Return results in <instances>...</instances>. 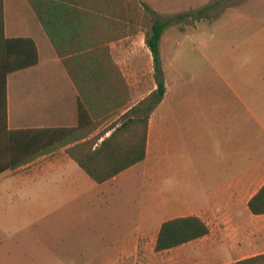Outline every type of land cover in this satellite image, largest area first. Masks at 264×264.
Listing matches in <instances>:
<instances>
[{"label":"crops","instance_id":"obj_1","mask_svg":"<svg viewBox=\"0 0 264 264\" xmlns=\"http://www.w3.org/2000/svg\"><path fill=\"white\" fill-rule=\"evenodd\" d=\"M83 2L87 7L81 18L73 24L68 19L54 24L52 41L27 0H2L0 154L6 147L3 143L7 142L10 129L77 127L80 104L83 106L81 112H85L83 120L96 123V127L81 139L97 137L93 148L115 127L140 118L146 112L136 106L156 88L153 58L145 43L151 24L143 32L137 30L138 16L130 6L131 0ZM141 2L146 3L141 0L140 6ZM21 38H29L34 43L37 62L10 72L8 40ZM169 40L170 32L165 28L159 42L165 91L148 114L144 159L102 183H95L65 152L70 144L42 154L32 162L51 155L45 168L55 170L59 179L72 176L75 182L77 179L73 175L83 179L94 190L93 197L104 198L107 207L113 206L121 184L132 174L140 175L145 184L159 173L162 203L166 207L165 185L172 179L181 182L183 189L177 195V203L169 206L168 212L175 214L172 217L196 215L206 223L209 232L176 247L155 251H180L179 256L168 259V264H228L264 253V213L255 215L248 208L249 199L264 183V93L256 112H248L243 98L235 94L246 112H234L236 101L233 102L229 95L232 84L212 62L215 73L209 77L207 88L189 96V112L182 109L184 95L193 90L189 82H185L186 86L182 83L185 67L181 62L187 55L177 40L163 61L162 50L169 45ZM25 43L18 42L15 47L26 45L27 59L31 61V44ZM107 52L119 72L110 62L94 65L96 77L89 76L87 71L80 72L77 80L81 90L78 89L62 62L63 58L71 56L65 54L92 53L102 59ZM23 54L22 48H16L11 57ZM90 59L75 60L73 68L90 63ZM10 83L15 86L13 98ZM12 108L13 114L10 113ZM112 123L115 126L106 130ZM138 129L137 123H130L123 135ZM123 184L129 192V185ZM55 185L59 186L57 178ZM128 203L127 200L123 204ZM140 219L143 229L156 220H150L144 212ZM163 221L156 225L155 236ZM124 225L125 233H119L118 245L130 244L132 235L127 232L130 226ZM120 256L118 253L115 259Z\"/></svg>","mask_w":264,"mask_h":264},{"label":"rangeland","instance_id":"obj_2","mask_svg":"<svg viewBox=\"0 0 264 264\" xmlns=\"http://www.w3.org/2000/svg\"><path fill=\"white\" fill-rule=\"evenodd\" d=\"M139 1L131 0L130 6L137 12V30L143 32L151 18ZM143 1L160 19L190 13L167 25L169 45L161 54L164 61L177 40L185 49L182 83L189 82L193 90L184 95L182 109L188 110L190 95L207 88L215 73L213 62L235 91H229L236 101L234 112H246L235 94L243 98L248 112H256L264 93V0ZM14 87L10 83L12 98ZM14 112L12 108L10 113ZM50 156L0 173V264H168V259L180 255V251L155 252L153 247L156 225L175 215L168 211L177 203L181 182L172 179L165 185L166 207L159 173L147 179L146 186L140 175L132 174L123 182L129 192L122 183L113 206L107 207L104 198L93 197L94 190L83 179L76 175L75 182L72 176L59 179L55 170L45 168ZM73 166L83 173L74 162ZM143 212L156 219L146 229L140 219ZM118 221L122 222L116 226ZM124 224L130 226V244L118 245Z\"/></svg>","mask_w":264,"mask_h":264},{"label":"trees","instance_id":"obj_3","mask_svg":"<svg viewBox=\"0 0 264 264\" xmlns=\"http://www.w3.org/2000/svg\"><path fill=\"white\" fill-rule=\"evenodd\" d=\"M39 19L45 32L51 37L54 24L59 20L68 19L70 24L74 20L81 18L82 12L87 5L83 0H27ZM141 6L151 18V26L145 35V43L150 49L153 58L154 79L156 88L142 99L137 108H143L146 112L140 118L135 120L124 121L118 127H115L110 135L103 139L98 146L93 148L96 138H85L90 131L96 127L95 122L88 123L83 120V106L78 107L79 117L78 126L75 128H19L10 129L7 133L6 147L0 154V173L7 169L14 170L22 165L32 162L36 157L46 154L61 146L69 145L65 148V152L78 164V166L95 182L102 183L120 171L126 169L130 165L141 161L145 157L147 119L149 111H151L161 100L164 95L165 85L163 69L160 57L159 42L164 29L169 23L175 21L176 18L182 19L188 17L190 13L184 12L174 17L160 19L156 11L148 4L141 2ZM107 7V6H103ZM109 8L111 6H108ZM205 8L198 10L202 13ZM0 11L2 14V0H0ZM192 14V13H191ZM53 41V39H52ZM10 67L9 71L33 65L37 62V52L34 43L29 38L10 39ZM18 42H29L31 44L33 59H27L28 50L26 45L23 47H15ZM16 48H22L24 56L12 58L11 53ZM61 54V53H60ZM62 62L69 76L81 90L77 76L80 72H88L89 76L96 77L97 69L94 65L110 62L119 72L118 67L112 61L110 54L103 55L102 59H97L98 54H65ZM84 57L92 58L90 63H84L83 66L73 68L77 59ZM13 59V60H12ZM120 76V73H119ZM96 116L95 112H91ZM136 113V112H130ZM130 123H137L138 131H130L123 135V131L128 129ZM115 123L110 124L107 129H112ZM105 131V130H104ZM102 132V134L104 133ZM72 144V145H71ZM2 158V159H1ZM248 208L252 214L258 215L264 213V183L258 191L249 199ZM209 232L206 223L196 215L177 216L164 220L157 232L154 251H161L176 247L188 241L202 237ZM140 264V263H137ZM228 264H264V253L246 257Z\"/></svg>","mask_w":264,"mask_h":264}]
</instances>
